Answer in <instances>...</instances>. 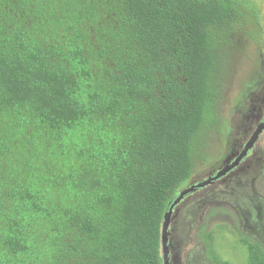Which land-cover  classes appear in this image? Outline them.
Masks as SVG:
<instances>
[{
  "label": "trees",
  "instance_id": "trees-1",
  "mask_svg": "<svg viewBox=\"0 0 264 264\" xmlns=\"http://www.w3.org/2000/svg\"><path fill=\"white\" fill-rule=\"evenodd\" d=\"M236 1L0 0V264H165V215L227 126Z\"/></svg>",
  "mask_w": 264,
  "mask_h": 264
},
{
  "label": "rangeland",
  "instance_id": "rangeland-1",
  "mask_svg": "<svg viewBox=\"0 0 264 264\" xmlns=\"http://www.w3.org/2000/svg\"><path fill=\"white\" fill-rule=\"evenodd\" d=\"M236 2L238 18L221 34L219 48L227 126L220 137L214 134L208 148L200 146L207 158L180 189L192 187L171 214L172 264H215L203 239L210 232L213 248L231 264H246L243 237L264 249V128L235 168L208 182L242 153L264 120V0Z\"/></svg>",
  "mask_w": 264,
  "mask_h": 264
},
{
  "label": "water",
  "instance_id": "water-1",
  "mask_svg": "<svg viewBox=\"0 0 264 264\" xmlns=\"http://www.w3.org/2000/svg\"><path fill=\"white\" fill-rule=\"evenodd\" d=\"M264 128V121L259 125L258 130L254 133V135L251 137V139L248 141V143L246 144V146L244 147V150L242 151V153L237 157L236 161L234 164H230L226 167H224L223 169H221L220 171L217 172V175L215 176V178H219L221 176H223L225 173H227L230 169H232L235 165H238L239 162L248 154L249 149H251V147H253L255 140L259 134L260 131H262ZM211 179L213 180L214 178H209V181H211ZM201 185H205L204 183L199 184V186ZM192 191V187L189 188L188 190L184 191L178 199H176L175 203H177L178 201H180V199L184 196L185 193ZM173 208H171L165 215V220H164V225H163V235H162V244H163V255H164V262L165 264H169V231H168V227L170 224V219H171V214H172Z\"/></svg>",
  "mask_w": 264,
  "mask_h": 264
},
{
  "label": "flooded vegetation",
  "instance_id": "flooded-vegetation-1",
  "mask_svg": "<svg viewBox=\"0 0 264 264\" xmlns=\"http://www.w3.org/2000/svg\"><path fill=\"white\" fill-rule=\"evenodd\" d=\"M264 121V120H263ZM259 127V126H258ZM257 131V130H256ZM255 133V132H254ZM254 135V134H253ZM237 159V158H236ZM236 159L231 163V165L232 164H234L235 163V161H236ZM240 163V162H239ZM228 166V165H227ZM237 165H235L233 168H235ZM218 171H220V170H218ZM217 171V172H218ZM217 172H215L212 176H210V177H208V178H214L215 180H217L216 178H215V176L217 175ZM213 182V181H212ZM169 250H170V243H169ZM169 264H172L171 263V255H170V252H169Z\"/></svg>",
  "mask_w": 264,
  "mask_h": 264
}]
</instances>
